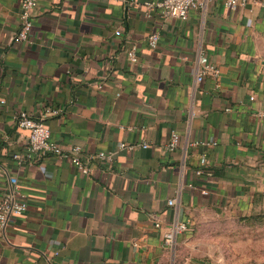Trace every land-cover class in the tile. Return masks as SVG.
<instances>
[{"label":"crops","instance_id":"obj_1","mask_svg":"<svg viewBox=\"0 0 264 264\" xmlns=\"http://www.w3.org/2000/svg\"><path fill=\"white\" fill-rule=\"evenodd\" d=\"M22 1L0 0V196L16 177L29 207L0 230V264H220L186 250L204 218L264 204V6L212 0L182 21L148 16L161 0H37L29 44L16 40ZM202 56L218 79L197 82ZM47 106L67 157L28 159L16 116ZM74 146L114 162L83 176ZM179 223L194 230L168 249Z\"/></svg>","mask_w":264,"mask_h":264},{"label":"built area","instance_id":"obj_2","mask_svg":"<svg viewBox=\"0 0 264 264\" xmlns=\"http://www.w3.org/2000/svg\"><path fill=\"white\" fill-rule=\"evenodd\" d=\"M212 0H161L158 2H148L145 7L148 11V16L153 11H159L161 17L167 19H178L186 21L189 14L192 11L205 9ZM225 7L229 10H237L239 8L247 7L249 5L264 6V0H224ZM38 7L37 0H23L20 8V29L16 36V40L31 44V32L34 27L35 12ZM117 36H121V32L116 33ZM160 41L159 33H153L147 39L148 47L152 50L157 49ZM128 60L132 63H137L136 48L133 47L127 52ZM199 75L197 76V82H203L206 76H210L214 79L220 77V70L214 66L206 56H202L199 59ZM4 104V102H1ZM61 113L60 110L47 106L45 107L40 116H35L31 112L20 111L16 120L18 126L29 132V145L27 148L28 159L41 160L45 157H55L57 159L67 157L61 146H59L51 137L50 130L46 125V120L52 117H57ZM179 144V136L176 133H172L171 141L167 145L168 151H174ZM215 145V144H214ZM144 148L147 146L144 145ZM120 149L134 150V146L121 144ZM71 162L77 171L87 176L91 172L90 163L92 161L97 162H114V154L112 152H100L97 155L91 156L88 160L82 161L76 155L79 154L82 149L79 146L71 148ZM16 159H20V156H15ZM3 169L0 167V174ZM197 175H202L201 171L197 172ZM174 201H170L169 205H174ZM28 202L23 199L20 192L19 181L16 177L9 176L7 180V191L0 196V230L5 231L7 226L15 219L23 217L28 211ZM159 228L160 225L156 224ZM194 230V225L188 223H179L171 227L164 236V246L168 249H173L177 238L188 232ZM57 255V253H56Z\"/></svg>","mask_w":264,"mask_h":264},{"label":"rangeland","instance_id":"obj_3","mask_svg":"<svg viewBox=\"0 0 264 264\" xmlns=\"http://www.w3.org/2000/svg\"><path fill=\"white\" fill-rule=\"evenodd\" d=\"M190 241L188 257L220 264H264V204L248 214L229 212L206 217Z\"/></svg>","mask_w":264,"mask_h":264}]
</instances>
